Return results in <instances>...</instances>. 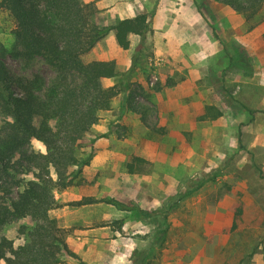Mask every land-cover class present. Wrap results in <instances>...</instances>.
<instances>
[{"label":"rangeland","instance_id":"obj_1","mask_svg":"<svg viewBox=\"0 0 264 264\" xmlns=\"http://www.w3.org/2000/svg\"><path fill=\"white\" fill-rule=\"evenodd\" d=\"M83 1L95 3L100 26L143 12L151 31L131 35L123 49L110 30L85 53L86 61H116L118 75L104 85L129 87L100 112L78 148L88 163L55 196L111 197L158 214L139 219L105 201L52 209L78 256L58 264H134L143 256L151 264H264V5L247 17L220 0ZM13 27L0 6V53L12 76L51 81L56 71L43 56L13 55ZM207 105L222 114L202 119ZM27 147L46 151L36 139ZM23 224L33 222L2 231L15 246Z\"/></svg>","mask_w":264,"mask_h":264},{"label":"trees","instance_id":"obj_2","mask_svg":"<svg viewBox=\"0 0 264 264\" xmlns=\"http://www.w3.org/2000/svg\"><path fill=\"white\" fill-rule=\"evenodd\" d=\"M220 1L247 17L257 14L264 5V0ZM0 6L14 22L13 55L26 61L43 56L56 71L49 82L39 73L32 78L12 76L0 53V112L4 116L0 121V260L5 264H58L64 254L78 256L68 246V230L50 215L52 209L105 201L134 211L139 219L158 214L156 210L111 197L86 196L60 202L55 196L56 191L71 186L73 177L88 163V159L80 158L78 148L98 122L100 112L110 109L114 98L129 87L123 88L118 83L104 85L103 79L118 75L116 61H86L85 53L110 30H115L123 49L130 48L131 35L144 39L151 31L150 17L141 12L100 26L94 21L97 12L94 2L0 0ZM130 101L131 109L139 112ZM221 114L215 105H207L201 118H217ZM33 139L43 143L46 151L29 150L27 146ZM71 166L77 168L69 172ZM29 174L33 176L27 178ZM242 214L240 203L235 219ZM23 218H30L33 225L20 226L24 238L15 246L2 231ZM165 233L166 228L160 229L158 237L163 239ZM143 252L134 253L140 256ZM134 264L151 263L148 256H143L134 260Z\"/></svg>","mask_w":264,"mask_h":264},{"label":"crops","instance_id":"obj_3","mask_svg":"<svg viewBox=\"0 0 264 264\" xmlns=\"http://www.w3.org/2000/svg\"><path fill=\"white\" fill-rule=\"evenodd\" d=\"M133 16H135V14H133V15H127V16H122L121 18L123 19V18H128V17H133ZM116 22H113V23H107V25H110V24H115Z\"/></svg>","mask_w":264,"mask_h":264}]
</instances>
